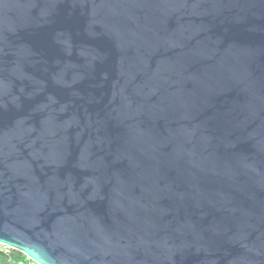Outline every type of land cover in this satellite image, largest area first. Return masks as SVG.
Masks as SVG:
<instances>
[{"label":"water","instance_id":"obj_1","mask_svg":"<svg viewBox=\"0 0 264 264\" xmlns=\"http://www.w3.org/2000/svg\"><path fill=\"white\" fill-rule=\"evenodd\" d=\"M0 242L264 264V0H0Z\"/></svg>","mask_w":264,"mask_h":264},{"label":"built area","instance_id":"obj_2","mask_svg":"<svg viewBox=\"0 0 264 264\" xmlns=\"http://www.w3.org/2000/svg\"><path fill=\"white\" fill-rule=\"evenodd\" d=\"M0 254L3 258H0V264H39L29 256L21 255V258L15 259L12 257L14 253L13 248L3 242H0Z\"/></svg>","mask_w":264,"mask_h":264},{"label":"trees","instance_id":"obj_3","mask_svg":"<svg viewBox=\"0 0 264 264\" xmlns=\"http://www.w3.org/2000/svg\"><path fill=\"white\" fill-rule=\"evenodd\" d=\"M12 257L15 258V259L21 258V256H18L16 254H13ZM0 258H3L2 254H0Z\"/></svg>","mask_w":264,"mask_h":264},{"label":"clouds","instance_id":"obj_4","mask_svg":"<svg viewBox=\"0 0 264 264\" xmlns=\"http://www.w3.org/2000/svg\"><path fill=\"white\" fill-rule=\"evenodd\" d=\"M11 242H14V241H11Z\"/></svg>","mask_w":264,"mask_h":264}]
</instances>
